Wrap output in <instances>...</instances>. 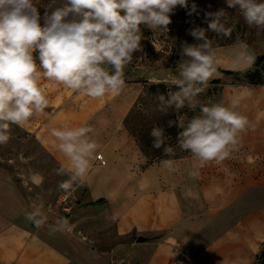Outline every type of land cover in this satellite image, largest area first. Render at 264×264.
Wrapping results in <instances>:
<instances>
[{"label":"crops","instance_id":"obj_1","mask_svg":"<svg viewBox=\"0 0 264 264\" xmlns=\"http://www.w3.org/2000/svg\"><path fill=\"white\" fill-rule=\"evenodd\" d=\"M227 61L222 59L240 72ZM234 90L229 88L221 102L238 99L237 110L248 117L252 128L241 134L239 150L231 159L200 167L189 154L167 159L170 167L159 161L144 169L135 167L137 153L127 135L115 131L112 138L101 136L112 131L87 126L84 108L78 105L74 112L64 104L69 95H49V115L22 127L33 135L27 145H37L48 158L14 162L13 167L0 161V264L254 261L264 245V84L253 90ZM83 126L92 129L88 135L98 145V158L90 162L83 182L53 193L69 179L57 175L55 169L62 164L69 169L72 163L59 151V141L50 132ZM15 179H25L48 193H21ZM80 184H86L87 193H77ZM33 208L46 218L40 228L25 219ZM61 221L63 230L51 232ZM103 231L109 236L104 242ZM134 235L144 240H133ZM118 238L125 241L118 244Z\"/></svg>","mask_w":264,"mask_h":264},{"label":"clouds","instance_id":"obj_2","mask_svg":"<svg viewBox=\"0 0 264 264\" xmlns=\"http://www.w3.org/2000/svg\"><path fill=\"white\" fill-rule=\"evenodd\" d=\"M229 8H238L247 25L264 29V2L261 0H226ZM177 6L188 8V0H49L41 16L35 0H0V145L11 139L10 126L23 127L32 119L49 115L50 101L44 80L63 85L90 98L118 95L126 86L125 69L133 55L143 50L141 25L154 33L168 32L171 14ZM196 11L193 4L189 15ZM226 11L207 12V28L195 27L189 34L198 43L181 45L178 75L171 80L167 95H157L158 110L167 114L185 106L195 110L197 97L218 71L217 52L207 33L230 38L233 27L226 26ZM229 55L235 70L251 68L256 60L247 43L237 40ZM239 100L230 103L199 105V115L185 123L184 117L169 121L181 129L177 146L187 151L200 167L217 165L231 159L239 150L241 134L252 128L248 117L237 110ZM90 127L53 128L50 135L57 147L71 160L62 164L57 175L69 177L61 189L83 182L90 162L97 157V143L89 137ZM165 130L153 127L152 147L165 156L175 150L165 143ZM161 164L170 167V160ZM194 175V173H193ZM25 219L40 228L46 218L36 208ZM63 222L50 231H62Z\"/></svg>","mask_w":264,"mask_h":264},{"label":"rangeland","instance_id":"obj_3","mask_svg":"<svg viewBox=\"0 0 264 264\" xmlns=\"http://www.w3.org/2000/svg\"><path fill=\"white\" fill-rule=\"evenodd\" d=\"M35 2L41 16H43L44 7L47 6L49 0H35ZM261 2H264V0H261ZM193 4L196 5V11L189 15ZM219 9H224L227 12L226 26L233 27L232 35L230 38L218 36L212 32H208L207 35L213 41V47L216 49L217 62L220 63L219 65L224 66L221 69L218 68L216 76L209 82L208 87L196 98L198 105L195 110L185 106L179 111L170 109L167 114L161 113L158 110L157 95L161 93L167 95L170 87L173 91L176 90L170 82L174 76L178 75L177 63L182 59L180 55L181 45L185 42L189 45L198 43L189 34V30L195 27L207 28L205 14L216 12ZM168 28V32L162 33L156 30L154 33L151 29L141 25L144 36L142 40L143 50L134 53L131 64L126 67L124 74L126 86L118 95L109 94L94 99L55 82L43 78L40 81L41 86L43 85L46 89L48 97L49 95L55 97L65 93L69 96L64 100V104H69L71 110L73 109L76 112L78 105L84 108L86 110L87 126L96 125L112 131L109 134L102 133L101 136L112 138L116 135L115 131L127 135L129 146H132L137 153V161L134 165L138 169H144L150 163L190 154L187 151H182L177 146V134L181 129L176 127L175 124L169 126L168 122L170 120L176 121L180 117H184L185 123H187L188 119L199 115L200 104L210 105L221 102L223 94L229 88L231 91H235L234 89L238 87L251 90L257 88V85L251 84L244 75H237V71L232 70V65L222 62V59L231 61L230 47L237 40L247 43L255 56L264 55V29L258 30L254 26L247 25L242 14L238 12V8H229L226 0H188V8L180 6L175 8L171 14V23ZM51 104L53 105V102ZM156 126L165 130V143L174 148L175 154L173 156H165L162 149L152 147L153 137H151L150 132ZM10 131L11 139L9 142L0 145L1 163H10L13 167L14 162L15 165L27 164L28 160L37 162L40 160L45 161L48 158L47 153L37 145H27L30 139L33 138L31 133L15 125L10 126ZM27 166L26 168H28ZM21 167H24V165L21 164ZM13 183L19 186L21 193H48L47 191H39V188L36 189L32 182H27L25 179H22L21 182L15 179ZM13 183L11 182L12 185ZM87 191L86 184H80L77 193H87ZM53 193H62L60 187H56ZM262 200H264V197H262ZM66 201H68V198H66ZM61 216L62 219L65 218L63 213ZM101 235L102 242L109 238L107 231H103ZM142 238L144 239V237ZM138 239L136 235L133 236V240ZM112 241L115 240L112 238ZM116 241L120 244L125 239L118 238ZM99 247L106 248L104 246ZM119 252L121 253L120 250ZM122 254L125 255L124 252ZM117 264L125 263L120 260ZM249 264H264V245L260 254Z\"/></svg>","mask_w":264,"mask_h":264},{"label":"trees","instance_id":"obj_4","mask_svg":"<svg viewBox=\"0 0 264 264\" xmlns=\"http://www.w3.org/2000/svg\"><path fill=\"white\" fill-rule=\"evenodd\" d=\"M62 0H57V3H61ZM237 75H244L248 81L253 85L264 84V55L256 56L255 63L251 68L236 73ZM102 200L97 203H101Z\"/></svg>","mask_w":264,"mask_h":264},{"label":"water","instance_id":"obj_5","mask_svg":"<svg viewBox=\"0 0 264 264\" xmlns=\"http://www.w3.org/2000/svg\"><path fill=\"white\" fill-rule=\"evenodd\" d=\"M138 240H139V241H143L144 239H143L142 237H140Z\"/></svg>","mask_w":264,"mask_h":264},{"label":"built area","instance_id":"obj_6","mask_svg":"<svg viewBox=\"0 0 264 264\" xmlns=\"http://www.w3.org/2000/svg\"><path fill=\"white\" fill-rule=\"evenodd\" d=\"M103 164H104V162H103Z\"/></svg>","mask_w":264,"mask_h":264}]
</instances>
